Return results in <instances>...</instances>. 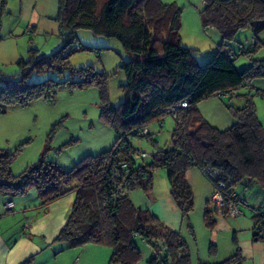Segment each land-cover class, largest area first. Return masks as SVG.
Returning a JSON list of instances; mask_svg holds the SVG:
<instances>
[{
	"label": "trees",
	"instance_id": "trees-1",
	"mask_svg": "<svg viewBox=\"0 0 264 264\" xmlns=\"http://www.w3.org/2000/svg\"><path fill=\"white\" fill-rule=\"evenodd\" d=\"M200 1L202 29L215 30L220 36L216 53L203 65L196 64L193 49L181 44L182 10L176 4L160 0H57L56 19L63 30L61 48L50 55H39L30 48L28 58L18 62L15 78L0 77V112H4L34 100H50L61 86H96L105 95L104 74L94 73L89 67L74 69L69 64L72 55L88 49L76 45L77 30L117 40L127 56L119 66L125 76L119 86L123 101L117 107L103 101L101 107L102 122L116 134L110 150L86 156L68 171L41 157L19 175H13L11 164L16 152L0 149L1 195L23 196L34 188L41 207L68 193L74 195L70 214L55 238L65 248L107 246L111 249L108 264H138L141 251L135 239L140 238L152 250L146 264H190L188 247L180 233L165 228L152 213L136 207L129 198L137 189L149 193L157 169L165 170L170 196L186 222L194 206L193 192L186 180L191 168L200 170L214 193H220L224 205L220 210L226 215L228 206L237 199L246 205L236 190L239 184H254L264 191V129L252 100L254 95L264 97V91L255 89L254 95H244L243 107L227 106L234 124L226 130L210 125L198 110V104L207 98H222L240 88H252L250 84L255 80L264 82V59L252 58L264 46L258 39L264 31V0ZM4 7L5 0H0V15ZM247 28L251 42L235 52L232 43ZM238 56L248 59V67L236 69ZM46 72L67 73L70 78L62 82H29L31 75ZM182 102H186V108L165 112ZM165 115H171L175 124L169 146L147 161L136 160L138 151L130 140L146 138L153 142L151 135L140 133L152 123H161ZM248 208L254 224L253 240L264 243L257 234L264 208ZM216 211L207 205L204 212V224L210 229L215 224L212 214ZM187 228L192 233L191 226ZM32 259L21 264H31ZM237 260L238 253L220 264H234Z\"/></svg>",
	"mask_w": 264,
	"mask_h": 264
},
{
	"label": "rangeland",
	"instance_id": "rangeland-1",
	"mask_svg": "<svg viewBox=\"0 0 264 264\" xmlns=\"http://www.w3.org/2000/svg\"><path fill=\"white\" fill-rule=\"evenodd\" d=\"M160 1L164 4H176L181 8V44L193 49L197 65L207 63L217 51L220 36L215 30L202 29L198 15L202 9L201 1ZM56 16L57 0H5L4 11L0 15L1 78L16 77L18 62L28 58L30 48H35L39 55H50L61 48L63 30ZM251 36L249 28L241 30L232 43L233 50L238 52L241 45H248ZM76 37V45L88 49L72 55L69 64L74 69L89 67L94 73L104 74L105 95L96 86L82 89L61 86L50 100H34L23 107H8L0 112V149L16 152L11 164L13 175H19L41 157L68 171L86 156H96L110 150L116 140L115 132L102 122L100 113L103 101L111 107H117L123 101L119 86L125 82V76L119 66L127 60V56L115 39L95 36L84 29L77 30ZM258 39L264 44V31ZM252 58L263 60L264 46ZM249 63L247 58L238 56L234 65L237 70H242ZM69 78L67 73L58 75L46 72L31 75L29 82H62ZM250 86L252 88H240L222 98L212 96L201 101L198 104L200 114L219 130L230 128L234 119L227 106L243 107L244 95H254L255 89L264 91L262 80L253 81ZM252 100L257 118L264 129V97L254 95ZM174 126L173 117L165 115L161 123L148 126L153 142L146 138H132L130 144L138 152H144L148 156L145 159L147 161L158 150L169 146ZM186 180L192 189L194 200L193 211L187 222L182 220L170 196L166 172L163 169L153 172L149 193L137 189L131 193V202L136 207L147 209L165 228L180 233L188 247L190 264H220L237 253L239 260L234 261V264H264V243L262 240H253L254 224L248 208H264V191L254 184H239L236 190L245 198L246 205L240 208L243 215L231 217L222 213L213 203L211 198L214 196V188L200 170L191 168L186 174ZM32 192H35L34 188L29 189L27 194ZM207 205L209 210H217L212 214L215 224L211 229L203 221ZM12 218L11 215L4 216L0 223L2 230L5 228V233L9 236L18 229L19 218ZM187 225L191 226L192 233ZM135 242L141 251L138 264H146L152 256V250L140 238H136ZM87 246L92 244L84 247ZM84 247L65 249L55 257L53 253L51 256L57 259L58 264H67L70 252L81 251ZM100 248L104 255L95 258L91 264H108L111 249L107 246ZM37 258L41 259L42 256Z\"/></svg>",
	"mask_w": 264,
	"mask_h": 264
},
{
	"label": "crops",
	"instance_id": "crops-1",
	"mask_svg": "<svg viewBox=\"0 0 264 264\" xmlns=\"http://www.w3.org/2000/svg\"><path fill=\"white\" fill-rule=\"evenodd\" d=\"M131 193L129 198L132 201ZM73 200L74 195L68 193L41 207L36 192L12 198L0 194V223L4 216L11 215L12 220L19 218L18 229L11 236L0 226V264H21L31 257V264H36V260L39 261L37 264H58L51 254L55 257L58 252L67 249L55 238L70 214ZM7 203L13 205L10 211L5 209ZM100 247L92 245L81 251L72 250L67 264H73L76 259V264H91L95 258L104 255ZM39 256L42 258L38 259Z\"/></svg>",
	"mask_w": 264,
	"mask_h": 264
},
{
	"label": "built area",
	"instance_id": "built-area-1",
	"mask_svg": "<svg viewBox=\"0 0 264 264\" xmlns=\"http://www.w3.org/2000/svg\"><path fill=\"white\" fill-rule=\"evenodd\" d=\"M216 96V95H215ZM217 97V96H216ZM187 104L186 102H182L180 104H178L177 106L173 107V108H169L167 110H165L166 113L170 114V113H173L175 110H178V109H181V108H186ZM140 135H151L148 131V128L144 129ZM152 136V135H151ZM154 155V154H153ZM152 156V155H151ZM150 156V157H151ZM134 158L136 160H142V159H146L148 158V156L144 153V152H137L135 155H134ZM126 165L125 164H122L121 165V168L122 169H125ZM220 187H222V185L220 184L219 185ZM235 195L232 194V197H234ZM213 203L216 205V207H219L220 209L224 206L223 205V201H222V198H221V195L218 191H216L214 193V196L211 198ZM244 206V202L243 200H239L237 199L235 202L231 203L229 206H228V209H227V215L228 216H231V217H238V216H241L243 215L242 211L240 210V208ZM13 205L11 203H7L5 205V209L6 210H10L12 209ZM258 231H257V234L259 235L260 238H264V220H262L259 225H258ZM77 260H75V262L73 264H76L77 263Z\"/></svg>",
	"mask_w": 264,
	"mask_h": 264
}]
</instances>
